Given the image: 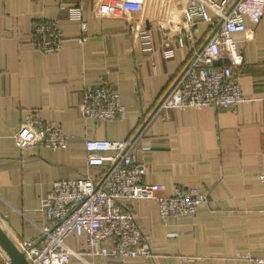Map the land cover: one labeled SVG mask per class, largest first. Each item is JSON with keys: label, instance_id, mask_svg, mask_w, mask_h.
I'll return each mask as SVG.
<instances>
[{"label": "crops", "instance_id": "obj_1", "mask_svg": "<svg viewBox=\"0 0 264 264\" xmlns=\"http://www.w3.org/2000/svg\"><path fill=\"white\" fill-rule=\"evenodd\" d=\"M173 0H0V227L19 247L43 241L49 220L42 206L61 180L97 181L88 139L135 142V161L147 168L145 183L173 195L199 189L209 202L195 216L163 222L153 200L123 199L147 242L149 260L87 255L86 240L71 236V264H254L264 260V19L247 23L250 39L236 36L241 65L234 68L250 102L220 110L158 109L182 75L193 48L163 55L159 22ZM189 1L184 0L187 5ZM86 24L82 38L78 14ZM40 21H55L62 50L46 54L33 43ZM202 47L212 27L197 25ZM150 31L145 52L140 33ZM189 44V45H188ZM106 84L126 108L122 120L97 121L79 111L84 89ZM34 117L62 126L66 150H21L15 136ZM109 248L111 243L107 244ZM9 260L0 247V261Z\"/></svg>", "mask_w": 264, "mask_h": 264}, {"label": "built area", "instance_id": "obj_2", "mask_svg": "<svg viewBox=\"0 0 264 264\" xmlns=\"http://www.w3.org/2000/svg\"><path fill=\"white\" fill-rule=\"evenodd\" d=\"M140 4L143 0H125ZM173 0L159 22L163 37V55L174 57L176 47L193 48L182 75L172 87L160 109H204L213 107L227 110L250 102L242 94V87L234 72L241 65L236 36L250 39L247 23L257 27L264 19V0ZM82 38L86 39L87 24L78 14ZM199 23L213 31L208 41L197 47ZM145 52L153 50L150 31L140 33ZM32 43L46 54L62 50L64 40L55 21L35 24ZM188 44V45H189ZM228 59L230 65L215 67L217 61ZM81 115L97 121L122 120L126 108L121 96L106 84L84 89L79 105ZM69 137L59 124L29 117L15 136V145L21 150L48 148L66 150ZM90 167L104 168L97 181L90 178L61 180L43 203L42 212L49 220L42 230L43 241L23 243L18 248L29 264H71L72 253L65 246L71 236L86 240L87 255L101 258L149 260L153 257L150 244L144 238L135 215L120 201L146 199L156 201L163 222L181 216H195L199 207L209 202L199 189L176 188L173 195L160 193L161 187L145 183L147 168L135 161V142L88 139L85 143ZM264 182V177L261 179ZM108 243L112 247H108ZM264 264V260H253ZM0 264H11L9 260Z\"/></svg>", "mask_w": 264, "mask_h": 264}, {"label": "water", "instance_id": "obj_3", "mask_svg": "<svg viewBox=\"0 0 264 264\" xmlns=\"http://www.w3.org/2000/svg\"><path fill=\"white\" fill-rule=\"evenodd\" d=\"M224 65H230V61L228 59H225L214 63L215 67H223ZM169 94L170 92L165 96L164 100L168 97ZM162 102L160 103L157 110L160 109ZM0 247L6 253L11 264H29L25 255L10 240V238L7 236V234L3 231L1 227H0Z\"/></svg>", "mask_w": 264, "mask_h": 264}]
</instances>
